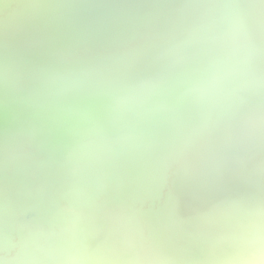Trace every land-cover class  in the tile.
<instances>
[{
	"label": "water",
	"instance_id": "1",
	"mask_svg": "<svg viewBox=\"0 0 264 264\" xmlns=\"http://www.w3.org/2000/svg\"><path fill=\"white\" fill-rule=\"evenodd\" d=\"M215 2L0 0V184L20 194L21 223L77 207L95 225L91 249L114 239L123 217L167 235L165 253L182 264L255 252L240 235L264 202L247 127L264 91H238V103L223 106L185 101L147 120L110 115L118 87L159 85L153 99H163L205 65L212 53L198 32ZM93 119L110 140L126 131L139 140L73 172L67 152ZM190 189L177 204L176 191ZM19 235L8 234L10 254Z\"/></svg>",
	"mask_w": 264,
	"mask_h": 264
},
{
	"label": "clouds",
	"instance_id": "2",
	"mask_svg": "<svg viewBox=\"0 0 264 264\" xmlns=\"http://www.w3.org/2000/svg\"><path fill=\"white\" fill-rule=\"evenodd\" d=\"M207 20L198 39L211 50L205 65L191 75L174 94L153 99L159 85L118 87L110 104L116 119L134 113L138 120L152 119L175 110L187 101L199 106H223L238 103L236 93L264 91V0H216L204 5ZM253 159L259 157L255 170L264 175V108L254 111L247 120ZM139 136L126 131L113 141L103 133L102 125L91 120L79 141L73 144L66 162L73 172L84 164L108 159L120 147H133ZM70 193L80 203L81 191L72 186ZM196 189L177 190V204ZM20 194L7 183L0 184V264H182L183 257L168 255L162 247L167 235L147 233L142 226H130L127 218H117L104 246L91 249L85 243L95 225L77 207H56L44 223L19 221ZM249 223L241 233L242 243L255 247L251 255L230 258L208 257V264H264V202L250 211ZM19 232L16 251H8V234Z\"/></svg>",
	"mask_w": 264,
	"mask_h": 264
}]
</instances>
